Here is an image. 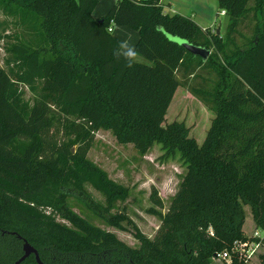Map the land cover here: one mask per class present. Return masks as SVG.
Here are the masks:
<instances>
[{
  "label": "trees",
  "instance_id": "trees-1",
  "mask_svg": "<svg viewBox=\"0 0 264 264\" xmlns=\"http://www.w3.org/2000/svg\"><path fill=\"white\" fill-rule=\"evenodd\" d=\"M4 2L37 19L48 47L4 36L12 40L0 67V264H14L23 241L43 264H210L249 238L245 203L264 230V0H217L227 17L223 35L164 13L160 0H116L100 18L92 16L97 0ZM248 19L249 38L238 44ZM112 25L137 31L134 48L146 62L128 67L116 56L121 41L108 31ZM198 70L214 76L208 90H190L213 114L201 143L183 121L164 124L175 91L187 86L177 72L189 78ZM98 130L140 154L160 144L165 157L178 153L185 165L167 211L149 209L160 221L154 236L134 225L136 248L65 204L85 185L103 196L106 214L127 199L128 188L87 158ZM150 199L162 207L155 189ZM122 221L133 225L124 213L105 219L118 228ZM20 264L37 263L31 254ZM230 264L242 260L232 254Z\"/></svg>",
  "mask_w": 264,
  "mask_h": 264
},
{
  "label": "rangeland",
  "instance_id": "rangeland-1",
  "mask_svg": "<svg viewBox=\"0 0 264 264\" xmlns=\"http://www.w3.org/2000/svg\"><path fill=\"white\" fill-rule=\"evenodd\" d=\"M195 1L198 2V0ZM204 1L195 2L199 4V10L202 12L206 10L208 2L212 3L213 0H206V3ZM251 4L252 1L248 3V5ZM213 8V12L217 11L215 14L217 18L215 27L217 28L220 23L223 28L226 17L219 15L220 11L217 6ZM180 10L181 14H185V11H182L183 9ZM251 21L253 20L251 19ZM252 23L249 19L243 23L239 32L241 36L236 38L238 44L249 38ZM2 24L7 25V30L4 33ZM212 27L214 26L211 24ZM0 35H3V40L0 41V67L3 66V59L5 58L4 47L7 42L12 40L4 37L6 35L24 42L32 48L48 47L46 38L39 29L37 19L26 10H20L19 8L17 10L15 7L7 5L4 0H0ZM199 54L205 58L207 51L202 50ZM137 61L145 62L142 57H137ZM177 76L188 87H179L175 91L166 111L164 124L176 120L183 121L186 127L189 128L188 136L194 137L197 143H201L205 138V132L210 125L213 114L203 102L191 94L190 90L192 87L208 90L212 86L214 76L206 70H198L197 76H190L189 78L183 77L182 71H178ZM25 98L31 99L28 92L25 94ZM93 138L92 144L86 149L88 160L105 171L108 177L116 183L128 188L127 199L123 202H115L109 214H106L99 209L100 206H105L103 196L85 185L83 188L84 194L70 191L72 194L66 198L65 204L72 212L93 226L106 232H112L117 239L123 241L127 246L136 248L139 242L133 237L134 225L144 237L152 238L154 236L160 221L158 217L149 212V209L154 208L160 213L167 211L170 200L177 191L178 183L186 172L185 165L178 153L173 157H165L160 144L155 143L143 154H140L132 144L119 143L110 131L98 130ZM153 189L156 190L157 197L163 204L161 208L154 206L151 202L150 194ZM242 210L244 234L250 236L255 231L261 233V230L255 226L250 205L247 203L242 204ZM116 213H124L127 219L133 222V225L122 221L121 228H118L105 222V219H109L111 215ZM55 218L57 222L69 225L58 215ZM258 258H253L247 264H257ZM210 264L225 263L218 259H212Z\"/></svg>",
  "mask_w": 264,
  "mask_h": 264
},
{
  "label": "crops",
  "instance_id": "crops-1",
  "mask_svg": "<svg viewBox=\"0 0 264 264\" xmlns=\"http://www.w3.org/2000/svg\"><path fill=\"white\" fill-rule=\"evenodd\" d=\"M113 1L115 2L116 0H97V6L92 11V16L94 18H100L104 16L105 13L115 4ZM160 1L164 13L170 16H172L173 14H180L182 16L192 17L200 28L204 29L210 27L211 30L216 29L219 31L220 35H223L224 28L227 22V17L223 28L220 23L217 28L215 27V24L217 23V18L215 17V14L217 13V11L213 12L214 9L213 7L216 6L218 7L217 0H213L212 3L208 2V6H206V10L204 12L199 10L200 6L199 4L195 3L197 2L195 0H160ZM204 2L206 3V0ZM197 3H199V0ZM180 9H183L182 11H185V14H181ZM220 13L221 11L219 12V15H221ZM222 16L225 17L224 14ZM211 24L214 27L211 28ZM110 33L113 36H115L117 39H119L121 42L127 41L128 44L132 47L135 46V43L139 38L137 31L130 29L124 25L123 26L112 25Z\"/></svg>",
  "mask_w": 264,
  "mask_h": 264
},
{
  "label": "built area",
  "instance_id": "built-area-1",
  "mask_svg": "<svg viewBox=\"0 0 264 264\" xmlns=\"http://www.w3.org/2000/svg\"><path fill=\"white\" fill-rule=\"evenodd\" d=\"M221 15L224 11H221ZM111 27H108V31ZM110 32V31H109ZM261 233L255 231L245 241L236 240L232 243L229 250H224L216 253L213 259L223 261L225 264H230L232 254H236L237 257L242 260V264H247L253 258H258L264 250V230ZM209 233L211 231L209 230Z\"/></svg>",
  "mask_w": 264,
  "mask_h": 264
},
{
  "label": "water",
  "instance_id": "water-1",
  "mask_svg": "<svg viewBox=\"0 0 264 264\" xmlns=\"http://www.w3.org/2000/svg\"><path fill=\"white\" fill-rule=\"evenodd\" d=\"M216 34H219V31L216 30ZM175 40L179 41V43H181L182 45H184V47L188 50V51H192L194 53H200L202 52V49L199 47H195L192 45L187 44L185 41L179 39V38H175ZM33 255L35 257L36 263L37 264H43L40 260V258L38 257V253L37 251L34 249V247L32 245H30V243L27 241H23V245H22V255L19 257V259L17 261H15L14 264H20L21 262H23L24 260L27 259V257L29 255Z\"/></svg>",
  "mask_w": 264,
  "mask_h": 264
},
{
  "label": "clouds",
  "instance_id": "clouds-1",
  "mask_svg": "<svg viewBox=\"0 0 264 264\" xmlns=\"http://www.w3.org/2000/svg\"><path fill=\"white\" fill-rule=\"evenodd\" d=\"M111 32V29H109ZM116 56L123 58L128 67H132L137 60V51L127 41L120 42L116 50Z\"/></svg>",
  "mask_w": 264,
  "mask_h": 264
}]
</instances>
